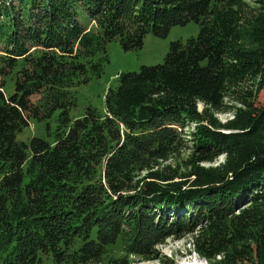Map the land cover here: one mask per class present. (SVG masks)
<instances>
[{"label": "trees", "instance_id": "1", "mask_svg": "<svg viewBox=\"0 0 264 264\" xmlns=\"http://www.w3.org/2000/svg\"><path fill=\"white\" fill-rule=\"evenodd\" d=\"M189 23L198 35L119 75L102 114L69 117L108 43ZM0 48V264H131L186 235L206 264H264V0H0ZM57 112L49 141L17 139Z\"/></svg>", "mask_w": 264, "mask_h": 264}, {"label": "rangeland", "instance_id": "2", "mask_svg": "<svg viewBox=\"0 0 264 264\" xmlns=\"http://www.w3.org/2000/svg\"><path fill=\"white\" fill-rule=\"evenodd\" d=\"M251 4L256 0H241ZM79 23L86 24L84 15L79 14ZM199 33V27L194 23H189L185 26L173 27L167 37L160 38L152 34L145 36L143 47L141 50H132L125 52L121 49L117 42H110L106 46L108 62L103 63L102 72L99 76H91L85 84L75 86L72 90L73 105L69 110L71 119L81 118L86 109H95L98 113L104 112V96L109 89H114L117 86V77L122 73L138 72L143 66H155L162 64L164 58L169 51L170 43L175 41L185 42L189 38H195ZM2 50L0 48V54ZM6 96L14 93L13 82L7 80L4 87ZM264 102V87L258 94L256 103ZM204 110L201 104H198L197 111L200 113ZM58 112L51 119L41 123L32 121L30 125L23 129L17 136L19 141L28 143L33 137L42 138L49 141L46 125L49 124L52 133L56 126L55 118ZM222 124L232 118L231 114H216L214 115ZM187 131V129L185 130ZM189 152L183 150L178 153L167 164L170 171L176 170L178 175L186 174L189 168L185 164L189 161ZM223 162V157H218L213 163L201 164L204 167H215ZM165 165V164H164ZM163 165V166H164ZM187 169V170H186ZM143 176V174H140ZM155 252L157 258L146 261L138 258H131V264H206L197 254L193 252L190 244V236L172 237L165 240L164 244L156 246ZM161 260V261H160ZM43 264H52L50 260H45Z\"/></svg>", "mask_w": 264, "mask_h": 264}]
</instances>
